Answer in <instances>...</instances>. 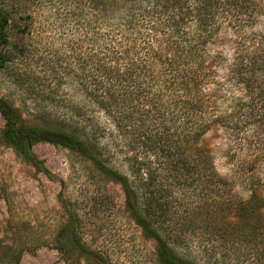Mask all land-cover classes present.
<instances>
[{"label": "trees", "instance_id": "trees-1", "mask_svg": "<svg viewBox=\"0 0 264 264\" xmlns=\"http://www.w3.org/2000/svg\"><path fill=\"white\" fill-rule=\"evenodd\" d=\"M52 14L71 31L69 52L56 60L55 87L49 73L24 89L48 126L0 97L15 154L54 178L31 147L61 145L119 183L157 264H264V30L252 28L264 0H0V70L35 53L30 44L12 56L5 28L32 37L35 19ZM213 128L226 140V175L201 144ZM58 201L55 249L114 264L80 202L61 192ZM25 250L0 240V264H19Z\"/></svg>", "mask_w": 264, "mask_h": 264}, {"label": "rangeland", "instance_id": "rangeland-1", "mask_svg": "<svg viewBox=\"0 0 264 264\" xmlns=\"http://www.w3.org/2000/svg\"><path fill=\"white\" fill-rule=\"evenodd\" d=\"M33 26L36 30L32 37L19 33L13 23L4 30L12 56L19 47L27 50L30 44L35 53L29 65L25 56H19L0 70V97L20 107L26 123L48 126L29 106L39 96L27 95L24 89L27 84L35 90L41 88L40 82L49 73L48 80L44 79L46 85L56 86V60L69 52L72 34L63 19L53 14L35 19ZM252 28L264 30V16L258 17ZM59 91L71 96L72 89L64 84ZM3 129L4 119L0 115V240L24 243L26 250L19 264H100L81 254L68 260L55 249L51 238L56 225L63 220L58 201L60 192L80 202L96 242L111 252L114 264H157L156 243L142 236L125 210L124 192L119 183L105 179L74 151L39 142L31 149L54 175L48 178L15 154L3 138ZM225 141L223 132L217 128L209 130L201 139V144L212 152L221 175L228 174L231 167L225 156ZM59 179L64 181L63 185ZM242 188L239 185L237 189ZM12 219H16V226L9 223ZM203 259L197 257L199 262Z\"/></svg>", "mask_w": 264, "mask_h": 264}]
</instances>
